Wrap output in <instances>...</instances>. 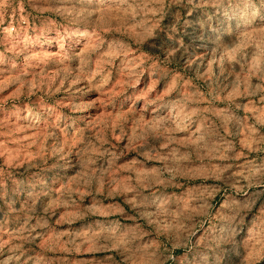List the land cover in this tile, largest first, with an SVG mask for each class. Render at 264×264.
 Masks as SVG:
<instances>
[{
	"label": "rangeland",
	"instance_id": "374dc122",
	"mask_svg": "<svg viewBox=\"0 0 264 264\" xmlns=\"http://www.w3.org/2000/svg\"><path fill=\"white\" fill-rule=\"evenodd\" d=\"M0 264H264V0H0Z\"/></svg>",
	"mask_w": 264,
	"mask_h": 264
}]
</instances>
